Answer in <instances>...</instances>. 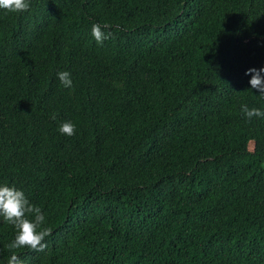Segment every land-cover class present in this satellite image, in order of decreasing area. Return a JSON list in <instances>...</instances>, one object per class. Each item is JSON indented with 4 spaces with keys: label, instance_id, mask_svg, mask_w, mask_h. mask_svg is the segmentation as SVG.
<instances>
[{
    "label": "trees",
    "instance_id": "1",
    "mask_svg": "<svg viewBox=\"0 0 264 264\" xmlns=\"http://www.w3.org/2000/svg\"><path fill=\"white\" fill-rule=\"evenodd\" d=\"M29 2L0 10V185L51 235L20 259L264 264V117L241 112L264 111L245 75L264 67V0ZM15 235L0 217V264Z\"/></svg>",
    "mask_w": 264,
    "mask_h": 264
},
{
    "label": "clouds",
    "instance_id": "2",
    "mask_svg": "<svg viewBox=\"0 0 264 264\" xmlns=\"http://www.w3.org/2000/svg\"><path fill=\"white\" fill-rule=\"evenodd\" d=\"M30 7L29 0H0V10L9 13L27 12ZM109 24H93L91 34L98 44L103 43L111 35L109 32L105 34L104 29L110 28ZM264 67L257 69H249L245 75L251 74L249 84L251 89L260 93V97H264ZM60 83L65 88L72 87V79L70 72L62 71L57 73ZM241 112L248 118L264 117V111L258 108H249L247 104L241 105ZM55 119V114H53ZM59 131L62 134L71 136L75 133V125L71 122L61 124ZM0 217L4 221L13 225L16 229V235L7 247L12 251V255L8 259L7 264H25L23 260L15 253V250L28 248L33 251H43L46 248L45 238L51 235V230L44 227L45 215L42 209L32 204L26 197L25 193L14 186L0 185Z\"/></svg>",
    "mask_w": 264,
    "mask_h": 264
}]
</instances>
